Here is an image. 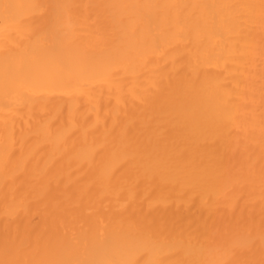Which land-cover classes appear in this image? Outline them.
Instances as JSON below:
<instances>
[{
	"label": "bare ground",
	"instance_id": "obj_1",
	"mask_svg": "<svg viewBox=\"0 0 264 264\" xmlns=\"http://www.w3.org/2000/svg\"><path fill=\"white\" fill-rule=\"evenodd\" d=\"M0 264H264V0H0Z\"/></svg>",
	"mask_w": 264,
	"mask_h": 264
}]
</instances>
